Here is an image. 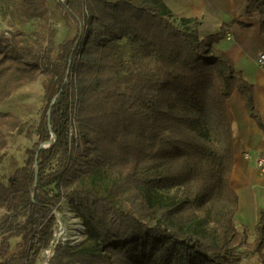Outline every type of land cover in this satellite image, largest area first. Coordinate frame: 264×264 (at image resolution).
I'll return each mask as SVG.
<instances>
[{
  "label": "trees",
  "instance_id": "trees-1",
  "mask_svg": "<svg viewBox=\"0 0 264 264\" xmlns=\"http://www.w3.org/2000/svg\"><path fill=\"white\" fill-rule=\"evenodd\" d=\"M247 1L264 35V0ZM55 12L76 28L58 45ZM9 16L0 106L41 78L46 106L25 165L0 182V264H39L64 200L94 241H59L50 264H240L254 254L264 264V209L252 242L235 221L229 99L244 97L263 134L264 117L254 85L216 48L220 33L200 37L195 20L176 19L164 0H0V18ZM32 17L46 31L25 44L16 20ZM23 124L0 109V164L7 132ZM103 174L105 189L92 188ZM175 186V201L154 200ZM13 234L22 242L9 255Z\"/></svg>",
  "mask_w": 264,
  "mask_h": 264
},
{
  "label": "crops",
  "instance_id": "crops-1",
  "mask_svg": "<svg viewBox=\"0 0 264 264\" xmlns=\"http://www.w3.org/2000/svg\"><path fill=\"white\" fill-rule=\"evenodd\" d=\"M164 1L176 19L193 18L192 28L200 37L220 33L216 48L225 52L244 78L254 85L256 105L264 117V64L258 62L260 54H264V35L259 15L253 18L247 15L248 1ZM237 21L251 23V26L243 27ZM229 114L235 148L232 186L240 198L235 221L248 230L249 242H252L264 209V171L257 167L258 156L264 154V134L249 116L244 97L237 91L229 99ZM246 152L250 157H246ZM245 259V264H263L258 254Z\"/></svg>",
  "mask_w": 264,
  "mask_h": 264
},
{
  "label": "rangeland",
  "instance_id": "rangeland-1",
  "mask_svg": "<svg viewBox=\"0 0 264 264\" xmlns=\"http://www.w3.org/2000/svg\"><path fill=\"white\" fill-rule=\"evenodd\" d=\"M9 18L10 16L4 21L0 18V29H12L11 25L8 23ZM51 19L52 23L56 25L58 32L56 38L57 45L65 39L68 40L73 38L76 28L72 21H66L60 12H55L51 15ZM16 23L19 28L26 30V36H24L25 44L34 41V34H36L37 31H46V29H42L44 21L38 17L30 18L27 25L20 24L19 20H16ZM8 44L9 35L3 38L0 37V50H4ZM41 81L42 78L33 84L18 89L0 107L1 110L13 113L24 122L21 131L15 130L13 132H7L9 148L6 151L4 160L0 164V182L4 184H9L13 181L15 170L25 165L29 154L28 149L31 148L38 139L36 128L46 106L43 101L44 90ZM49 144L50 142H47L43 145L47 146ZM100 176L104 177L92 178L89 182L92 188L96 190H104L107 183V178H105L106 174ZM180 193L181 190H177L176 186L164 188L157 190L153 198L158 203L167 204L175 201L176 195H180ZM62 207V211L57 212L59 219L55 229L61 240L68 241L69 244L73 246V249L93 243L94 240L87 237L83 223L71 209L69 201L64 200L62 202ZM5 214L6 210L0 208V224ZM10 242L11 247L9 255L20 249L22 237L13 234L10 237ZM245 260L246 259L243 258L240 264H245ZM39 264H48L47 259L41 258ZM72 264L76 263L73 262Z\"/></svg>",
  "mask_w": 264,
  "mask_h": 264
},
{
  "label": "built area",
  "instance_id": "built-area-1",
  "mask_svg": "<svg viewBox=\"0 0 264 264\" xmlns=\"http://www.w3.org/2000/svg\"><path fill=\"white\" fill-rule=\"evenodd\" d=\"M258 62L261 65L264 64V54H260V56L258 58ZM73 130H74V128H72V131ZM245 155H246V157H250V153L249 152H246ZM257 167H259L262 171H264V154H261V155L258 156V158H257ZM59 241H65V240H63V239L61 240L60 236H58L56 231H55V237H54L53 242L51 243L50 248H48L47 250L44 251V258L47 259L48 264H49V259L53 255L54 247Z\"/></svg>",
  "mask_w": 264,
  "mask_h": 264
},
{
  "label": "water",
  "instance_id": "water-1",
  "mask_svg": "<svg viewBox=\"0 0 264 264\" xmlns=\"http://www.w3.org/2000/svg\"><path fill=\"white\" fill-rule=\"evenodd\" d=\"M41 147H46V146H45V145H42ZM41 147H40V148H41Z\"/></svg>",
  "mask_w": 264,
  "mask_h": 264
}]
</instances>
